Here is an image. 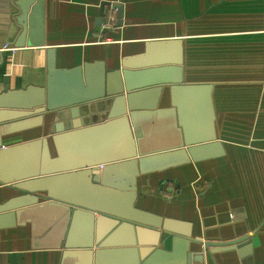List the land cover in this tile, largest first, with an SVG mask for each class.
<instances>
[{
  "label": "crops",
  "instance_id": "obj_1",
  "mask_svg": "<svg viewBox=\"0 0 264 264\" xmlns=\"http://www.w3.org/2000/svg\"><path fill=\"white\" fill-rule=\"evenodd\" d=\"M104 2L121 5V26L110 6L103 26H95ZM39 12L36 36L43 45L28 46L25 37L21 46L7 40L0 93L44 85L46 47L55 49L59 68L96 61L106 72L123 65L137 71L165 68L157 74L166 80L160 82L166 83L160 109L171 106L169 86H196L192 93L174 92L182 123L198 139L212 135L220 148L197 162L138 175L135 207L184 223L180 231L189 228L194 238L190 252H199V241L247 234V256L240 260L264 264V0H42ZM52 114L36 127L5 125L1 147L47 135ZM160 119L148 132L158 147L169 137ZM8 187L0 184V204L19 194ZM69 231L75 239H87L83 219ZM159 231L157 247L170 250L168 232ZM31 233L29 223L0 228V264H81V257L68 254L75 249L33 243ZM227 260L220 256L218 264Z\"/></svg>",
  "mask_w": 264,
  "mask_h": 264
},
{
  "label": "water",
  "instance_id": "obj_2",
  "mask_svg": "<svg viewBox=\"0 0 264 264\" xmlns=\"http://www.w3.org/2000/svg\"><path fill=\"white\" fill-rule=\"evenodd\" d=\"M41 1L0 0V62L9 39L15 46L23 37L28 46L43 45L36 36ZM106 6L116 9L115 25L121 26L122 7L116 2L101 3L95 26L105 23ZM45 63L43 86L0 93V135L7 124L36 127L53 113L47 135L9 147L0 143V184L19 192L0 204V228L29 223L33 243L75 249L68 254L81 257V264H206L205 259L218 264L220 256L228 264H247L240 258L247 256L249 235L199 241V252H190L194 238L189 228L180 231L184 223L135 207L138 175L197 162L220 148L212 135L198 139L182 123L174 92L192 93L196 86H169L171 106L160 109L166 87L160 82L166 80L157 74L165 68L137 71L123 65L106 72L102 61L59 68L53 47H46ZM159 115L169 136L161 147L150 143L154 135L148 133ZM80 219L88 231L83 240L69 231ZM160 229L170 236V250L157 247Z\"/></svg>",
  "mask_w": 264,
  "mask_h": 264
},
{
  "label": "built area",
  "instance_id": "obj_3",
  "mask_svg": "<svg viewBox=\"0 0 264 264\" xmlns=\"http://www.w3.org/2000/svg\"><path fill=\"white\" fill-rule=\"evenodd\" d=\"M110 19V18H109Z\"/></svg>",
  "mask_w": 264,
  "mask_h": 264
}]
</instances>
